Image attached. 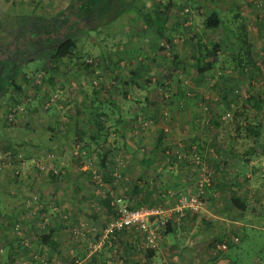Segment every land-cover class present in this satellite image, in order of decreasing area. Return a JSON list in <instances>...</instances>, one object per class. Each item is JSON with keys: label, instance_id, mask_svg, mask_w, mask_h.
I'll list each match as a JSON object with an SVG mask.
<instances>
[{"label": "rangeland", "instance_id": "374dc122", "mask_svg": "<svg viewBox=\"0 0 264 264\" xmlns=\"http://www.w3.org/2000/svg\"><path fill=\"white\" fill-rule=\"evenodd\" d=\"M89 1L85 12L70 15L71 61L50 72L28 40L30 29L19 34L10 15L70 13V0H0V17L8 19L1 20L0 36L19 34L0 41V80L6 81L0 92V264H219L223 256L234 264H264V114L258 143L232 119L249 95L255 96L250 114L262 110L264 0H136V8L94 28L87 26L96 13L95 0ZM168 1L173 4L165 8ZM212 9L231 25L237 12L245 22L260 68L251 80L222 54L215 67L196 74L197 36L211 45L226 31L204 26ZM160 25L171 42L158 34ZM132 68H140L141 79L125 86ZM214 82L226 89L218 94ZM191 142L201 145L198 162L192 151L178 155ZM206 167L211 181L203 205L174 212L168 225L175 233L161 231L152 255L137 230L108 233L115 198L136 202V183L148 182L144 205L173 207L195 192ZM233 193L246 197L244 221L253 226L220 249L217 244L231 237L219 232L230 222ZM41 234L54 243H42Z\"/></svg>", "mask_w": 264, "mask_h": 264}, {"label": "trees", "instance_id": "16d2710c", "mask_svg": "<svg viewBox=\"0 0 264 264\" xmlns=\"http://www.w3.org/2000/svg\"><path fill=\"white\" fill-rule=\"evenodd\" d=\"M90 3V1L88 0ZM86 0L83 3H80L78 6L76 3H74L73 0H70L69 6H70V13H67L65 9H59L54 15L52 16H46V15H35V14H24V13H18L13 15H10L12 19H10L11 22H14L15 26H19L18 31L19 34L24 30L23 32L30 29V32L32 35L28 37V40L30 43L34 45V52L38 53L39 55L42 54V59L45 61H48L50 63V72H57L59 71V66L64 61L70 62L73 57V51L76 48V39L75 34L72 30L73 28V22L70 21V15L71 13H78L79 15L82 14V12L86 11L87 8H89V3ZM96 7V13L93 19L94 24H89L90 28L96 27L95 25L99 24H105L108 22H111L115 20L121 13L128 12L132 8H136V0H95L94 3ZM173 3L168 1L164 7H168L172 5ZM260 5V4H259ZM235 17L236 20H233L235 22L234 25L229 24L227 21H225L218 10L212 9V11L204 16L203 24L205 27H210L212 29H216L219 26H223V28L226 29L225 34L219 40V42L209 44L206 42V40H203V38L198 35L197 40L195 42V52H194V70L197 75H201L203 73H206V71L210 70L211 68L215 67V65L218 63L220 57V54L225 55L226 57H229L231 59V62H233V65L236 69L239 70L241 74H244L248 76V78L251 80L253 78V75L256 73V71H259V65H257L256 60L254 59V56L252 55V48L254 47L255 43L250 40L248 32H247V26L245 25V22L242 20V17L240 18V13H236ZM264 15V12H263ZM7 17V16H5ZM3 17H0V24L1 20L4 19L7 21L8 19ZM3 26H10V22L5 23L2 22ZM8 24V25H7ZM14 26V27H15ZM79 27V26H78ZM61 28H64V32H60L59 30ZM27 29V30H25ZM16 31V32H18ZM157 31L160 36L165 37V40L168 42H171L172 38L171 36H167L162 31V25L158 26ZM18 33H14L11 36H5L1 34L0 41L8 40L12 41V39L17 38L19 36ZM55 35H57L55 37ZM15 40V39H14ZM173 58L178 61V54L173 53ZM153 60H155V56L152 57ZM84 61V60H83ZM85 67H88L92 65L91 63H88L86 61L82 62ZM108 63H112V68H115L116 64L114 62L108 61ZM41 67V66H40ZM91 71V69H89ZM12 77L11 75H8ZM142 73L140 68H132L128 71V76L125 77L124 85L128 86L130 85V80L135 81L141 79ZM13 79V78H12ZM5 80H0V92L2 90H5ZM11 83L14 84L15 88L20 90L21 86L15 81V79L11 80ZM220 86V88H218ZM214 87L216 88V91L218 94L226 89V84L223 82H214ZM126 89V90H125ZM127 87L124 88L123 92L124 95L127 92ZM169 95H178L177 92H173L168 89L166 91ZM181 96V94H180ZM178 97V96H176ZM179 98V97H178ZM254 95H249L243 100H241V103L237 105V108L233 111V121L235 124V127H243L244 130L247 131L250 139L254 143H258L260 141V136L262 134V127H263V121L262 117L264 114V98H262V104L260 107L261 113L260 114H254L251 115L249 110L254 104ZM15 102L18 101V99H14ZM98 119V118H97ZM117 123L122 122V118L117 116ZM103 124L102 119L99 118L98 123ZM78 133L80 134L81 130L80 128H77ZM199 142H191L186 146V151L178 153V155H186L187 152H196L199 153L201 151V145L198 144ZM177 153V152H176ZM201 153V152H200ZM99 162L98 164L102 168L107 167L108 163V149H105L102 152H99ZM191 155V154H190ZM143 163L151 162V159L149 158H141L140 159ZM107 171V170H106ZM206 173L209 175V183H205L203 186L205 188L204 196L207 192V189L210 185V172L208 171V168L206 167ZM52 174L53 171H51ZM148 182H142L136 183L134 185L133 194L136 195V197H139V199L134 203H129L130 207H137L140 205H143V203L147 200V197L149 195V190L144 187ZM143 186V187H142ZM198 188V182L196 184V189ZM196 189L194 191H196ZM229 202L232 206L237 207L239 210H244L246 208V202L245 199L239 198L236 196V194H232L229 197ZM150 205V204H146ZM168 228L165 227L163 232H170L171 228L170 225H166ZM124 231H129L127 229H121ZM119 230V231H121ZM138 231V230H137ZM139 232V231H138ZM140 234H142L140 232ZM42 243L46 244H52L54 243L53 239L47 235L39 236ZM234 236L230 237V239H225L228 242V247L231 246V244H236L237 236H235L237 239H233ZM135 242V241H134ZM129 245L134 246L132 243H128ZM143 244H141L142 246ZM144 246V245H143ZM227 247V248H228ZM148 251V255H152L154 252V247H146ZM226 249V248H225ZM227 255V253H225Z\"/></svg>", "mask_w": 264, "mask_h": 264}, {"label": "built area", "instance_id": "2783aa9c", "mask_svg": "<svg viewBox=\"0 0 264 264\" xmlns=\"http://www.w3.org/2000/svg\"><path fill=\"white\" fill-rule=\"evenodd\" d=\"M195 161H199L198 153L193 152L192 156ZM202 163V162H201ZM204 170L205 168L201 166ZM203 171L199 180L198 188L195 192L181 195L177 204L173 207H159L155 205H140L130 207L129 203L122 197L115 198L116 213L115 217L108 226V233L116 230H138L143 236V245L146 247H155L157 238L162 230L165 229L174 212L183 214L184 210H197L204 203V184L209 183V175ZM236 240V237H233ZM228 242L223 240L217 244V248L225 249Z\"/></svg>", "mask_w": 264, "mask_h": 264}, {"label": "crops", "instance_id": "0c3cea01", "mask_svg": "<svg viewBox=\"0 0 264 264\" xmlns=\"http://www.w3.org/2000/svg\"><path fill=\"white\" fill-rule=\"evenodd\" d=\"M245 198L246 197H244L243 199H245ZM245 202H246V208L244 210H239L240 213H238V212L235 211V209L237 207L230 205V210L233 211V212H231L232 215L230 217L231 218L230 219V222L227 223V225L225 226V228L223 226V228H224L223 229V232H219V234H221V235L222 234H227V235H229L231 237L232 236H237V238L239 237V239H240L241 235L246 233V228L245 227L246 226H248V227L253 226L252 224L249 223V221H247L246 218H245L246 221H244L245 215H247V213H249L248 202H247L246 199H245ZM214 217H215V219L224 220V217L221 216V215H216L215 214ZM220 222H222V221H220ZM177 224H178V222H176L174 228L175 227L177 228L179 226ZM171 230H173V232L175 233L174 229L171 228ZM127 232H129V231H127ZM169 233L170 232H165L164 236L165 235L167 236V234L169 235ZM179 253H181V252H177V255ZM152 257H154V255ZM175 259H177V258L175 257ZM217 261L219 262V264H234L233 263V260H231L228 256H223L222 258H219Z\"/></svg>", "mask_w": 264, "mask_h": 264}]
</instances>
